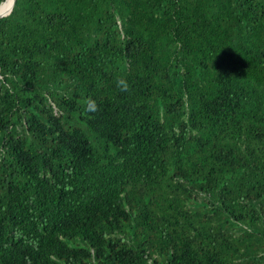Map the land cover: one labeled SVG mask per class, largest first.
<instances>
[{
	"label": "trees",
	"instance_id": "obj_1",
	"mask_svg": "<svg viewBox=\"0 0 264 264\" xmlns=\"http://www.w3.org/2000/svg\"><path fill=\"white\" fill-rule=\"evenodd\" d=\"M0 264H264V0H15Z\"/></svg>",
	"mask_w": 264,
	"mask_h": 264
},
{
	"label": "clouds",
	"instance_id": "obj_2",
	"mask_svg": "<svg viewBox=\"0 0 264 264\" xmlns=\"http://www.w3.org/2000/svg\"><path fill=\"white\" fill-rule=\"evenodd\" d=\"M117 86L120 88L121 92H128L130 90V85L124 78H121L117 81ZM85 110L94 112L98 110V106L94 100L90 99L85 104Z\"/></svg>",
	"mask_w": 264,
	"mask_h": 264
},
{
	"label": "bare ground",
	"instance_id": "obj_3",
	"mask_svg": "<svg viewBox=\"0 0 264 264\" xmlns=\"http://www.w3.org/2000/svg\"><path fill=\"white\" fill-rule=\"evenodd\" d=\"M13 5V0H8L2 7L0 6V14L1 15H6L9 13Z\"/></svg>",
	"mask_w": 264,
	"mask_h": 264
},
{
	"label": "water",
	"instance_id": "obj_4",
	"mask_svg": "<svg viewBox=\"0 0 264 264\" xmlns=\"http://www.w3.org/2000/svg\"><path fill=\"white\" fill-rule=\"evenodd\" d=\"M14 1H15V0H13V4H14ZM0 5H1V4H0ZM12 7H13V5H12ZM11 10H12V8H11ZM11 10H10V11H9V13H7L6 15H1V14H0V18H2V17H5V16L9 15V14H10V12H11Z\"/></svg>",
	"mask_w": 264,
	"mask_h": 264
}]
</instances>
